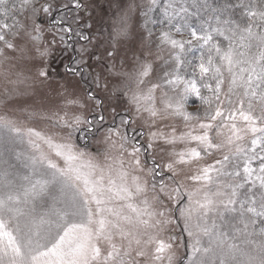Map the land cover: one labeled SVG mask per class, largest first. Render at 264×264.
<instances>
[{"label": "snow or ice", "instance_id": "obj_1", "mask_svg": "<svg viewBox=\"0 0 264 264\" xmlns=\"http://www.w3.org/2000/svg\"><path fill=\"white\" fill-rule=\"evenodd\" d=\"M90 8L0 0L5 103L67 54L0 115V264H264V0H132L103 41Z\"/></svg>", "mask_w": 264, "mask_h": 264}, {"label": "rangeland", "instance_id": "obj_2", "mask_svg": "<svg viewBox=\"0 0 264 264\" xmlns=\"http://www.w3.org/2000/svg\"><path fill=\"white\" fill-rule=\"evenodd\" d=\"M86 2L91 3V8L89 9L90 14L93 19L90 21L93 24L91 31L100 36V39L103 41L109 37V33L113 30V19L122 14L123 10L127 7L128 4L132 2V0H86ZM138 3L139 0H136ZM195 19V18H193ZM135 23V21H133ZM143 35L147 37V33L143 28L136 26L130 30V35L128 37L129 41H134V47L139 51L142 47L140 42V36ZM145 47L147 46V40H145ZM118 47L121 50H125L128 47L127 42L118 43ZM155 49H153V52ZM149 60L154 62V66L159 64V61L156 60L155 55L149 56ZM131 62V56L129 57ZM67 62V54H61L59 50L56 53L54 58L52 68L59 70V74L53 71L52 76L53 80L50 82V85L45 86L43 89L37 90L34 94H29L25 96H18L15 99H8V102L5 103L6 99V89L8 92H11L14 85L7 84L4 80L3 75H0V115L7 114L9 116L19 115V112L12 111L14 106L19 105L24 109H40L41 106L47 107L51 105H56L60 103L61 98L56 94L57 89L63 83V77L65 76L62 64ZM119 66V65H118ZM3 69H0L2 72ZM15 79V77H12ZM20 91L23 92V86H20ZM83 92V88L80 89ZM116 103V101H113ZM190 111H194V109H189ZM29 126L35 127L41 131H49V124L47 121L35 120L28 122ZM182 227V225H181ZM187 240V237H184ZM175 253L177 259L180 260L185 258L186 250L184 248L175 249Z\"/></svg>", "mask_w": 264, "mask_h": 264}, {"label": "trees", "instance_id": "obj_3", "mask_svg": "<svg viewBox=\"0 0 264 264\" xmlns=\"http://www.w3.org/2000/svg\"><path fill=\"white\" fill-rule=\"evenodd\" d=\"M193 22H195V19H193Z\"/></svg>", "mask_w": 264, "mask_h": 264}]
</instances>
